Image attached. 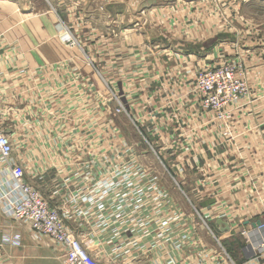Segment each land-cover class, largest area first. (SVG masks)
<instances>
[{
    "label": "built area",
    "instance_id": "built-area-1",
    "mask_svg": "<svg viewBox=\"0 0 264 264\" xmlns=\"http://www.w3.org/2000/svg\"><path fill=\"white\" fill-rule=\"evenodd\" d=\"M167 1H171V8H179L181 2L196 0ZM67 9L68 17H73L70 21L60 17L59 27L63 41L74 47L79 42L71 28L75 18L79 20L83 15L82 3L71 0ZM129 23L147 26L140 18ZM115 27L111 18L108 28L114 32ZM161 39L157 43L163 44ZM233 41H222L189 60L173 44L165 43L167 56L180 55V59L159 74V86L148 88L140 105L126 106L116 85L105 81L110 97L104 104L110 121L94 131L87 126L80 131H54L55 139L40 150L49 161L56 154L50 152L52 149L70 159L63 163L56 160L49 166L57 172L52 195L60 196L61 202L56 206L28 180L26 159L20 158L17 151L22 142L21 150L33 146L37 136L33 130H25L22 142L15 140L4 119L9 108L3 105L8 99L0 95V209L4 216L16 220L33 235L46 238L62 253L63 264H142L147 260L148 264H263L264 237L253 256L238 263L220 241L212 246L203 240L193 215L175 201L154 166L141 160L135 145L114 142V147H100L111 145L110 139L101 137V128L115 127L117 113H125L137 125L164 166L166 160L172 161L168 172L173 178L206 153L205 141L211 129L219 134L214 150L228 148L229 140L234 144L240 136L234 133L236 116L252 95L250 75L257 67L253 62L247 64L241 52L252 57L255 48L264 50V43L239 47ZM146 44L152 46L149 41ZM12 70L16 72L15 82L23 83V78L30 76L23 66ZM101 78L105 77L101 74ZM163 96L168 97L165 104ZM36 134L48 140L49 133ZM60 135H68L64 139L69 143L61 144L57 140ZM178 187L183 189L180 182ZM255 230L263 232L264 221L255 222L251 229H241L239 234L249 238ZM21 244L20 233L5 234L0 226V250L5 245Z\"/></svg>",
    "mask_w": 264,
    "mask_h": 264
},
{
    "label": "crops",
    "instance_id": "crops-1",
    "mask_svg": "<svg viewBox=\"0 0 264 264\" xmlns=\"http://www.w3.org/2000/svg\"><path fill=\"white\" fill-rule=\"evenodd\" d=\"M69 1L71 0H0V95L4 100L8 99L3 106L9 108L4 119L7 124L9 122L16 141L21 139L22 142L25 130H33L37 136L35 144L24 150H21L24 142L20 144L19 140L17 151L20 158L26 159L28 180L50 198L54 206L60 204L61 198L52 195L57 187L54 183L57 172L49 169V166L56 160L63 163L70 159H67L65 153L58 154L52 149L50 152L56 154L49 161L46 154L40 151L44 144H51L55 139L52 137L53 132L60 129L80 131L86 126L94 131L110 121V114L106 112L104 104L105 99L110 97L105 81L114 82L117 64H124L128 69L138 64H162L160 68L164 71L180 59V55L167 56L169 53L166 54L164 50L165 43H152L149 46L146 38L142 40L131 31L126 35L130 40H118L115 32L114 37H111L112 29L108 28V24L111 18L117 16L115 0H79L83 15L89 19L83 32L86 39L74 47L64 41H53L56 39V31L58 36L62 37L63 34L59 27L60 17L67 21L73 17H68ZM52 6L56 9L53 10ZM190 35L182 38L189 40ZM55 43L65 49L66 53L61 55L60 61L49 63L51 59L46 58L44 50L53 48ZM217 44L219 43L206 48L183 42L174 47L179 53L188 55L189 60L198 57L199 52L195 50L199 47H203L202 50H212ZM66 48L79 52L76 64L79 63L80 67L72 62L75 55L64 59L69 53ZM139 48L150 52L143 57L137 56ZM263 52V49L255 48L252 57L241 52L248 59L247 64L253 62L257 67L250 75L252 95L245 99L236 116L234 133L240 136L234 144L229 140L228 148L214 150L219 134L211 129L210 136L205 141L206 153L195 158L180 175L181 186L194 196L206 218L217 225V230L225 238L238 237L241 229H251L255 222L264 221V62L260 64L264 61ZM83 64L91 66L90 70ZM100 65L103 68L106 66L102 73L98 68ZM20 66L30 75L23 78V83L15 82L16 72L12 70ZM143 71L146 72H128L129 76L142 73L143 79L139 76L141 81L138 82L141 90L147 86L145 79H158V76H154L156 73L143 74ZM101 74L105 77L104 81ZM126 90L129 91L125 96L128 105H140L143 102L136 96V88L129 87ZM167 99V96H163L162 104ZM214 130L218 131V128L214 126ZM40 131L49 133L47 141L36 134ZM67 136L60 135L57 140L61 144H68L69 140L64 139ZM219 220L233 228L227 230L224 224L218 223ZM0 226L5 234L22 235L20 246L5 245L1 248L0 264H63L62 253L51 246L46 238L33 235L16 220L4 216L1 209ZM263 237L264 231L259 230L252 231L249 238L239 237L241 242L236 239L237 246L234 247L233 255L230 253L231 256L238 263H244L253 256ZM147 261L142 264H148Z\"/></svg>",
    "mask_w": 264,
    "mask_h": 264
},
{
    "label": "rangeland",
    "instance_id": "rangeland-1",
    "mask_svg": "<svg viewBox=\"0 0 264 264\" xmlns=\"http://www.w3.org/2000/svg\"><path fill=\"white\" fill-rule=\"evenodd\" d=\"M115 2L118 12L113 19V23L116 26L114 32L117 39L121 41L130 40V37L126 35L131 31L142 40L146 38L145 40H148L150 44H156L161 38L164 43H171L174 46L178 43L187 42V44L194 47L205 46L206 48L226 40H234L233 42L239 47L264 43V0H196L195 3L181 2L179 8H171L172 5H169L171 1L167 0H115ZM53 4L55 5V2H52ZM54 8L52 6L53 10ZM135 18L142 19L147 26L143 28L135 27V25L130 26L129 22ZM88 22V17L82 14L79 20L78 18L74 20V28H71V30L79 43L86 39L83 32L85 30L84 26ZM114 32H112L113 36L111 35V37H114ZM187 34H191V38L189 37V40L183 39L182 37L187 36ZM55 35L56 39L54 38L53 41H63L62 37L58 36L57 31ZM202 48L199 47L195 51L200 53L204 51ZM66 49L69 53L63 58L69 59L75 55L72 62L76 64L78 61L76 56L80 57L79 52L69 48ZM44 51L46 58L51 59L49 63L60 61L61 55L66 53V50L56 46V43L53 48L45 49ZM71 51L75 52L71 53ZM148 52L150 50L139 48L136 55L143 57ZM153 52H155V49ZM76 65L80 67L79 63ZM83 65L90 70L91 66ZM161 65L144 64L143 66L138 64L132 66L131 69H128L124 64L116 65V78H113L114 82L111 80V83L116 85L118 95L121 96L126 106L128 104L125 96L129 94V91L126 90L127 88H136L138 92L135 94L141 99L148 91V88L152 90L159 86V74L163 73L162 68H160ZM98 68L100 73H102L106 66L103 68L100 65ZM170 68H165L164 71L170 70ZM131 70L139 72L146 70V72L143 71V74L154 72L156 73L154 76H158V79H145L147 86H145L144 90H141L138 82L141 81L139 76L143 79V75L141 73L137 76H129L128 72H133ZM115 125L112 128H101V137L110 139L111 145L105 144L100 147H114L115 145H112L114 142H127L135 145L141 155V160L154 166L161 175L162 181L169 188L172 196H174L175 201L188 214L193 215L203 240L212 246H218L220 241L229 250V253L233 255L234 247L237 246L236 239L241 242L240 238H243V236L225 238V235L217 230V225L206 218L201 205L196 204L194 196L189 194L185 188L178 187L180 176L173 178L169 174L168 170L173 165L172 161L166 160L164 166L155 151L146 143L137 125L125 113H117ZM146 136L151 137L149 134H146ZM154 146L156 147V145Z\"/></svg>",
    "mask_w": 264,
    "mask_h": 264
},
{
    "label": "water",
    "instance_id": "water-1",
    "mask_svg": "<svg viewBox=\"0 0 264 264\" xmlns=\"http://www.w3.org/2000/svg\"><path fill=\"white\" fill-rule=\"evenodd\" d=\"M218 223H219V224H224V225L227 227V228H226L227 230L230 228V227L228 226V224H227L226 222H224L223 220H219Z\"/></svg>",
    "mask_w": 264,
    "mask_h": 264
}]
</instances>
